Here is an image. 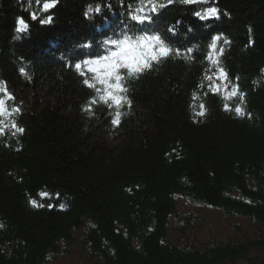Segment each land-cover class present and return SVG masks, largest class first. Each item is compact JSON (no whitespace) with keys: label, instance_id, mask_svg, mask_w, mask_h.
I'll list each match as a JSON object with an SVG mask.
<instances>
[{"label":"trees","instance_id":"trees-1","mask_svg":"<svg viewBox=\"0 0 264 264\" xmlns=\"http://www.w3.org/2000/svg\"><path fill=\"white\" fill-rule=\"evenodd\" d=\"M45 2L51 0H0V264H50L76 242L89 251L77 264H264V0L174 2L158 13L145 0L152 19L144 24L128 15L140 0H58L47 11ZM100 2L122 18L103 33L94 26L102 15L85 18L86 6ZM210 6L219 19L193 15ZM49 16L50 24L39 23ZM19 18L29 25L22 33ZM124 32L159 34L171 52L138 77L120 70L131 105L122 101L117 126V108L99 100L104 86L86 61L114 51L105 40ZM209 52L227 80L205 79L216 72ZM233 85L246 94L245 116L235 114L237 97L224 99ZM12 119L23 134L12 135ZM180 198L251 218L255 236L179 245L169 222Z\"/></svg>","mask_w":264,"mask_h":264},{"label":"snow or ice","instance_id":"snow-or-ice-1","mask_svg":"<svg viewBox=\"0 0 264 264\" xmlns=\"http://www.w3.org/2000/svg\"><path fill=\"white\" fill-rule=\"evenodd\" d=\"M194 0H189V3H193ZM205 2H207V0H205ZM58 3V0H51V3L45 2L43 7L45 9V11L55 7V5ZM141 3V7L139 8V11H137V8L134 11H130L128 13V15L130 17H132V21H136V17L137 16H144L145 19L142 21H139L137 23L140 24H144L146 21H150L152 19V17L144 14V3L145 0H140ZM147 3L150 5L151 8V4L148 2ZM109 8V5L107 6ZM93 11L96 12V14H100L101 12V5L97 4L95 7V10L93 9V6L91 4L86 6V12H85V16L87 17L89 13H92ZM227 14V13H225ZM219 9L215 6H210L207 7L203 10V12L201 11H196L195 12V17L199 18V19H209V18H216L219 19ZM33 20L36 19L35 15H33L32 17ZM53 21V17L49 16L46 20H40L39 23H41L42 25H47L50 24ZM18 28L16 29V31L18 33H22L24 32L26 29H28L29 25L27 23H25L23 18H19L18 21ZM191 30V29H189ZM168 31H170L168 29ZM125 35L126 32L122 33V38L120 39H110L109 41H123L125 39ZM221 34H214L211 37V44L209 45V47L213 50H215L216 48V42L219 39V36ZM154 36L153 35H149V39H152ZM156 39L160 40V46H162L165 51L162 54L156 55L155 57L152 58H148V57H144V58H139L136 56H129L126 54L122 53V50L120 48H118L116 46V44L114 43H110L111 45H115V50L114 51H109L108 54L103 55V56H99L97 55L94 59H89L86 61V63L90 64V65H94V67L90 68V71L95 73V79L99 82V84L103 85V94L99 95V100L104 102L105 104H108L109 107H111L112 105H115L117 110L114 114V118H112V124L113 125H119L120 123V118L122 116V113L119 111L120 106L122 105V101L126 102L127 104L131 105V100L128 99V97L126 95H123V93H126L128 91V89L124 86L123 82H122V77L120 75V70L121 69H126L128 76L129 77H138L141 73H143L145 70L149 69L151 67V62L152 61H159L161 57H167L169 55V53L171 52V49L165 44V41L163 39H161V35L159 36H155ZM133 41H135V38H133ZM226 42V41H225ZM109 44V43H106ZM90 45H85V47H88ZM159 46L154 45V49L158 50ZM188 52H191L192 49L189 48L187 49ZM222 51V50H221ZM177 54H179L180 50L177 49L176 50ZM115 54V55H114ZM207 59L210 61V66H215L216 67V72L213 73L212 76L207 75V71L205 73V79H208L210 82L213 80V76H215L218 79H224L227 80L228 74L226 73L225 69L222 66H219V58L217 56H214L212 52H209ZM75 68L76 69H80L81 68V64L79 62H77L75 64ZM261 71H264V69H262ZM20 72L22 75H26L25 69L21 68ZM6 82H0V84H4ZM83 83L88 86V87H95L93 84H91L89 82L88 79H85L83 81ZM225 88H227V84L225 85ZM2 91L7 94L9 99H14V97L12 96L11 93L7 92V88L4 87L2 89ZM97 93L99 94L101 92V89L97 88L96 89ZM212 92H216V93H220V89L218 87H213L211 89ZM224 99L230 100L232 97H237L239 99V104L235 107V114L237 116H245V111L243 109V105H245L246 100H245V92L243 91H239L238 87L236 85H233L231 88V91H225L223 93ZM92 102H95V100L90 101V104ZM5 100L0 97V117H2L6 111L5 108ZM89 104V107H90ZM200 107V111L198 113V115L203 116L205 114V108L203 103H201L199 105ZM87 110V109H86ZM224 110L225 111H230V106L228 103L224 104ZM19 108H15L14 112L16 114H19ZM89 115H92V113L89 111L88 113ZM9 116H11V113H8ZM247 116L249 119H251L252 114L249 112L247 113ZM4 121L2 119H0V134L3 133L4 131ZM10 127L13 129L12 131V135H17L19 134H23L25 129L23 127H20L17 125L16 120L12 119L11 120V124ZM40 196L43 197H47L49 195L48 192L46 191H42L40 194ZM29 203L33 206V207H44V204H38L36 199H30ZM48 207H52L51 204L48 205ZM59 207L61 209H64L66 207L65 204H60ZM4 224L0 223V228H3Z\"/></svg>","mask_w":264,"mask_h":264},{"label":"rangeland","instance_id":"rangeland-1","mask_svg":"<svg viewBox=\"0 0 264 264\" xmlns=\"http://www.w3.org/2000/svg\"><path fill=\"white\" fill-rule=\"evenodd\" d=\"M177 214L170 219L169 235L178 244L194 243L200 247L216 240L228 237L241 238L255 236L257 226L251 218L230 215L217 207L198 206L180 198ZM81 231H77L78 236ZM50 264H77L88 257L89 251L81 247L80 242L64 247ZM235 264H246L239 259Z\"/></svg>","mask_w":264,"mask_h":264},{"label":"clouds","instance_id":"clouds-1","mask_svg":"<svg viewBox=\"0 0 264 264\" xmlns=\"http://www.w3.org/2000/svg\"><path fill=\"white\" fill-rule=\"evenodd\" d=\"M148 2L151 4V8L149 9L152 13H158L160 10L164 9L167 5L172 3H177L180 5H187L189 4V0H148ZM109 9H111V5L109 4ZM137 11H139V8H137ZM195 15V12L193 13ZM132 20V17H130ZM136 21H142L145 19L144 16H137ZM180 21L176 22V26H179ZM170 31L173 32V35H175V31L173 28H169ZM155 36H159V34H154L152 39H149V34H138L135 36V41H133V36L129 35L126 32L125 39L123 41H109L105 40V43H114L118 48L122 50L123 54L129 55V56H136L139 58H152L156 55L162 54L165 49L160 46V40L156 39ZM19 35L15 36V39H18ZM162 39V38H161ZM154 45L159 46L158 50L154 49ZM115 55V54H114Z\"/></svg>","mask_w":264,"mask_h":264},{"label":"bare ground","instance_id":"bare-ground-1","mask_svg":"<svg viewBox=\"0 0 264 264\" xmlns=\"http://www.w3.org/2000/svg\"><path fill=\"white\" fill-rule=\"evenodd\" d=\"M97 5V4H96ZM96 5H94L93 6V9L95 10V7H96ZM99 5H101V11H103V10H107V12H109L108 14H96V12L95 11H93L92 13H90L87 17L85 16V18L86 19H89L88 17H91V15H102V18L100 17V20H97L96 22H95V24H94V26H98L97 27V30L99 31V30H101V33H103V31L102 30H104V28H106L107 26H108V24H112V23H114V21L115 20H122V18H121V15H119L117 12H114V11H111L112 9H109L107 6H108V4L106 3V2H104V3H101L100 2V4ZM105 6V7H104ZM111 8H113V7H111ZM101 13V12H100ZM104 16V17H103ZM213 21H215V18L214 19H212ZM212 22L211 20H209L208 19V22ZM123 23L121 22V24H119V23H117V25H118V27H121V25H122ZM208 28H211V27H208ZM105 31V30H104ZM220 31H222V30H220ZM220 31H219V33H216V34H221L220 33ZM100 33V34H101ZM222 35V34H221ZM19 38H20V36H19ZM19 40V39H18ZM86 45H90L89 47H91L92 49H94V47L96 46V44L95 45H91V44H89V43H86ZM219 45V44H218ZM97 46H98V44H97ZM222 47H225L224 45H221ZM174 49H176V48H174ZM177 49H179L180 50V52L181 51H183L184 50V48L183 47H181V46H179L178 45V47H177ZM193 49V48H192ZM43 52L44 51H50L51 50V47L49 48V47H47V46H45L43 49ZM41 50V51H42ZM194 50V49H193ZM51 53L53 54V55H56V57H57V59H58V57H60V55H61V53H54L53 51H51ZM173 54H175V55H177L176 53H175V51L171 54V55H173ZM206 56H208V54H206ZM170 57V56H169ZM60 61H63L62 59L60 60ZM158 63V62H157ZM69 65V64H71V66L73 65L71 62H69L68 63V61H66V65ZM68 65H67V67H68ZM74 67V66H73ZM209 207H211V206H209ZM213 208V207H212Z\"/></svg>","mask_w":264,"mask_h":264}]
</instances>
